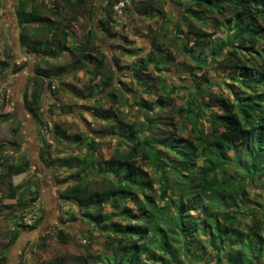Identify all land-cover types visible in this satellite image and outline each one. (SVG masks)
I'll return each mask as SVG.
<instances>
[{
    "label": "trees",
    "instance_id": "16d2710c",
    "mask_svg": "<svg viewBox=\"0 0 264 264\" xmlns=\"http://www.w3.org/2000/svg\"><path fill=\"white\" fill-rule=\"evenodd\" d=\"M50 1L52 4L47 6L43 1L20 0L16 8L20 46L41 56V62L46 65L45 70H35L32 90L22 100L23 109L37 123L42 117L43 92L50 89L58 75L48 63L64 51L71 56V61L66 63L69 68L92 69L87 72L100 78L102 89L111 86L110 77L105 75L106 57L98 49L89 48V38L95 37L96 33L90 30L84 36L87 42L77 43L69 30L80 19L93 21L95 1ZM120 1L105 0L101 17L96 21L97 29L106 38H114L112 8ZM185 2L179 25L183 24L188 30L192 37L189 39L194 41L199 55L208 49L210 62L234 71L231 84L223 82L233 99L225 101L210 96L204 87L194 85L195 93L188 96L193 108L189 103L186 110L178 112L193 116L195 120H207L210 131L207 134L199 131L191 138L172 135L160 140L154 138L150 131L159 118L148 120L146 115L155 106L162 108L164 104L161 101L153 107L143 101L136 104L146 116L145 124H141L144 131L135 125L127 130L123 127L126 125L123 118L119 121L112 113L102 112V115L96 112L106 122L118 120V125L107 126V134L120 139L122 149L98 164L96 174L93 173L94 161L74 159L78 162L75 165L79 166L73 176L75 183L59 193V197L75 203L81 218L94 228L110 233L107 240L112 261L105 264H183L179 261L180 254L188 264H210L212 261L214 264L223 261L226 264H264V205L253 202L262 208L258 214L244 200L248 195L247 185L261 182L264 189V49L260 47V43H264V0ZM162 4V0L138 3L130 0V7L125 12L152 18L162 13ZM208 18L216 22L223 34L219 40H208L207 34L192 24L205 26ZM175 28L183 34L179 27L175 25ZM70 39L74 41L73 46L65 47V42ZM176 40L181 41L180 38ZM180 45L179 50L192 57L191 50L184 43ZM88 52L94 53V57ZM139 54V49L130 52L132 57ZM194 62L197 67L208 63L206 58ZM166 63L165 58H148L139 60L132 70L137 74L138 71H146L150 64L159 70V66ZM8 67L7 63H0L1 71ZM22 69L19 66L11 73L15 75ZM92 96L87 94V97ZM204 97L218 106L220 115L209 118L205 114L209 106L202 101ZM164 100L171 103L168 97ZM53 131L57 138H67V131L59 125L55 124ZM12 133L16 134V130ZM157 145L163 147L166 158L162 159ZM87 146L89 152L98 151L92 144ZM3 149L4 146L0 145V152ZM2 157L0 155V188L6 191L4 198L21 208L34 205L39 197L35 182L28 179L19 183L17 180L29 171L31 162L26 159L19 164H11ZM139 157L158 173L157 197L151 196L155 192L152 183L146 181V173L136 166L135 159ZM39 159L47 169L53 167L48 146L41 149ZM66 165L72 169V164L66 162ZM87 172L101 177L102 182L97 188L90 187L84 177ZM159 202L164 205L159 207ZM124 203L127 206L116 207ZM105 204H113L117 210L120 209L116 216L119 222L106 224ZM38 223L39 219L29 228L16 224V231L7 233L9 238L0 244V264H4L5 253L18 239L19 230L33 231ZM56 239L65 243L61 232L56 234ZM207 250L213 255V260L202 262ZM82 264L89 263L84 261Z\"/></svg>",
    "mask_w": 264,
    "mask_h": 264
},
{
    "label": "rangeland",
    "instance_id": "374dc122",
    "mask_svg": "<svg viewBox=\"0 0 264 264\" xmlns=\"http://www.w3.org/2000/svg\"><path fill=\"white\" fill-rule=\"evenodd\" d=\"M40 1L45 2L47 6L52 4L50 0H36ZM94 1L96 16L93 21L80 19L69 30L73 32L77 43L87 42L84 36L88 35L90 30L96 33L95 37L89 38V48L98 49L106 57L105 75L110 77L111 86L102 89L100 78L93 77L92 72H87L92 69L69 68L66 63L71 61V56L68 51H64L56 60L48 63L58 75L50 89L43 92L42 117L39 123L23 109L22 100L23 96L32 90L35 70H45L46 65L41 62V56L19 45L17 19L8 17L6 20L0 17V63L9 65L4 71L0 69V116L3 117L0 120V145L4 146L0 155L11 164H19L28 159L31 162L29 171L17 180L23 183L32 179L39 191L38 200L34 205L21 208L15 202L7 201L4 198L5 189L0 188V244L9 238L4 234L16 231V224L22 214L34 211L39 215L37 228L33 231L20 229L15 244L5 253V257L16 264H82L84 261L89 264H105L112 261V252L107 240L110 233L94 228L81 218L75 203L61 200L59 197V193L75 183L73 176L79 170L75 160L94 161L93 173L96 174L98 164L109 160L113 153L122 149L119 146L121 140L107 134V126L118 125V120L106 122L107 120H103L97 113H112L119 121L123 118L126 124L123 127L127 130H130L131 125H135L144 131L145 127L141 124H145L146 116L148 120L159 118L156 126L150 131L156 140L168 135L191 138L199 131L204 134L210 131L207 120H195L193 116L187 117L188 114L178 112L186 110L189 103L193 108L188 96L195 93L194 85L204 87V91L210 96L225 101L233 99L223 82L231 84L230 78L235 74L234 71L219 66V63L210 62L208 49L199 55V50L194 48V41L189 39L191 36L188 30L183 24L179 25L178 19L185 8V0H162V13L152 18L125 12L121 22L112 26L114 38L104 37L97 29L96 21L101 17L105 0ZM121 1L125 3L126 8L130 7V0ZM138 1L143 0H133L134 3ZM16 7L17 3L13 7L14 14ZM2 9L0 2V15ZM206 22L205 26L192 24L201 32H205L208 40H219L223 34L216 22L209 18ZM175 25L183 34L178 32ZM262 26L264 28V24ZM178 38L181 41H177ZM73 42V39L66 41L65 47H72ZM181 43L191 50L192 57L179 50ZM260 47L264 49V43L261 42ZM133 49H139L140 54L132 57L130 52ZM88 53L94 57V53ZM155 57L167 59L168 64L160 65L159 70L150 64L146 71H138L137 74L133 72L132 68L139 60ZM200 58H206L208 63L197 67L194 61ZM91 62L93 63L92 60ZM19 66L23 67L22 71L12 74L11 71ZM88 93H91L93 98L87 97ZM166 97L170 98V104L164 100ZM142 101L152 107L160 101L164 105L162 108L155 106L154 110L145 116L136 105ZM202 101L209 106L205 109L209 118L221 114L218 106L208 97H204ZM55 124L67 131L66 139L55 136ZM13 130H16V134L12 133ZM35 131L36 137L31 133ZM88 144L97 147L98 151L89 152ZM45 146L49 147L53 162V167L48 169L39 159L40 151ZM156 149L162 152V159L167 157L163 153V147L157 145ZM89 155L91 157L87 159ZM66 162L72 164V169H69ZM135 163L146 173V181L152 183L155 192L151 196L157 197L158 173L140 157L135 159ZM84 177L93 189L102 182L99 175L93 176L87 172ZM62 180L66 182L57 183ZM246 191L248 195L244 199L245 204L257 210L259 214L262 212L259 205H264L262 183L247 185ZM163 205V202L158 203L159 207ZM123 206L127 204L116 205L120 209ZM116 207L113 204L104 205L103 213L108 220L106 224L120 221L116 217L120 209L117 210ZM71 218L75 220L71 221ZM60 232L65 237V243L56 239V234ZM180 260L183 264L189 263L181 254ZM212 260L213 255L207 250V256L202 262ZM210 264H214V261ZM221 264L226 263L223 261Z\"/></svg>",
    "mask_w": 264,
    "mask_h": 264
},
{
    "label": "built area",
    "instance_id": "2783aa9c",
    "mask_svg": "<svg viewBox=\"0 0 264 264\" xmlns=\"http://www.w3.org/2000/svg\"><path fill=\"white\" fill-rule=\"evenodd\" d=\"M126 6L123 1H120L119 3L115 4L112 8V19L114 20V23H120L121 20L124 18L125 15ZM39 219V215L36 212H31L29 214H24L18 221L17 225H21L24 227H33L36 225L37 221Z\"/></svg>",
    "mask_w": 264,
    "mask_h": 264
},
{
    "label": "crops",
    "instance_id": "0c3cea01",
    "mask_svg": "<svg viewBox=\"0 0 264 264\" xmlns=\"http://www.w3.org/2000/svg\"><path fill=\"white\" fill-rule=\"evenodd\" d=\"M19 1L20 0H0L1 4L3 5V9H2V13H1L0 17H2L3 19H6V20L8 19V17L10 19L16 18V11H15V14H14L13 13L14 12L13 11V7L16 5V3L18 4ZM19 33H20V28L17 29L18 37H19ZM31 133H33L35 135V137H36V134H37L36 131L35 132H31ZM4 235H7V234H4ZM4 264H16V262L15 261H11L10 258H6Z\"/></svg>",
    "mask_w": 264,
    "mask_h": 264
}]
</instances>
